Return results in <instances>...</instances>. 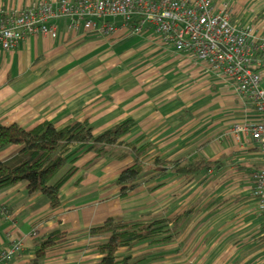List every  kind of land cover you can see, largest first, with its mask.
<instances>
[{"label": "crops", "instance_id": "1", "mask_svg": "<svg viewBox=\"0 0 264 264\" xmlns=\"http://www.w3.org/2000/svg\"><path fill=\"white\" fill-rule=\"evenodd\" d=\"M58 1L0 0V14ZM212 5L215 12L227 10L236 27L264 37V0H212ZM107 23L114 32L99 35L54 21V40L35 37L13 51H0V125L30 131L42 123L62 129L88 122L98 136L130 121L134 127L122 142L148 145L144 164L154 158L204 159L219 167L193 181L169 174L120 199L116 182L132 167L133 157L96 158L76 147L77 172L61 188L57 209L39 194L28 196L24 184L0 192V252L20 242L19 258L8 264H30L35 241L59 232L66 239L42 264H99L91 229L108 220L138 222L142 215L171 220L191 211L175 239L159 246L138 244L132 249L143 251L132 259L137 264H264V217L251 196L264 160L248 135L232 131L258 117L238 101L232 81L172 52L136 18Z\"/></svg>", "mask_w": 264, "mask_h": 264}, {"label": "built area", "instance_id": "2", "mask_svg": "<svg viewBox=\"0 0 264 264\" xmlns=\"http://www.w3.org/2000/svg\"><path fill=\"white\" fill-rule=\"evenodd\" d=\"M132 18L174 53L183 55L205 72L232 81L238 101L252 110L258 121L232 131L250 137L264 160V37L232 23L227 10L215 12L212 0H78L0 14V51L10 52L35 37L54 40L51 22H67L70 30L87 34H112L107 20ZM251 196L256 212L264 217V168L253 178ZM32 238V237H31ZM22 250L14 242L0 252V264L18 259Z\"/></svg>", "mask_w": 264, "mask_h": 264}, {"label": "trees", "instance_id": "3", "mask_svg": "<svg viewBox=\"0 0 264 264\" xmlns=\"http://www.w3.org/2000/svg\"><path fill=\"white\" fill-rule=\"evenodd\" d=\"M133 127L134 124L128 121L94 136L88 122H72L62 129L42 123L30 131L16 125H0V192L24 184L28 196L39 194L48 201L50 209H57L61 188L77 172L75 164L81 156L77 155L79 151L72 153L76 147H80L82 155L95 153L96 158L122 161L133 157L132 167L124 170L116 182L120 199L128 197L142 184L169 174L193 181L201 173L219 167V163L204 159L163 162L154 158L146 165L144 162L151 151L148 145H126L122 142ZM146 174L148 177L143 181L142 177ZM190 213L171 220L153 219L146 215L140 218L142 223L108 220L100 228L91 229L90 238L105 239L96 245L99 264L139 263L129 256L120 257L119 253L146 242L151 245L171 242L178 236ZM65 239V234L59 232L37 239L34 259L30 264H42L45 255Z\"/></svg>", "mask_w": 264, "mask_h": 264}, {"label": "rangeland", "instance_id": "4", "mask_svg": "<svg viewBox=\"0 0 264 264\" xmlns=\"http://www.w3.org/2000/svg\"><path fill=\"white\" fill-rule=\"evenodd\" d=\"M261 88H263V90H264V84L262 85ZM142 216H146V215H142ZM142 216H140V217H139V220H138V222H140V223H142V221H143V220L140 219ZM151 218H153V217H151ZM153 219H154V218H153ZM159 219H161V218H159ZM104 241H105L104 238H103V239H99V240H98V243H103ZM143 246H146V245H143ZM143 246H142V247H143ZM156 246H159V245H156ZM145 248H146V247H145ZM160 248H164V246H162V247H160ZM160 248H159V249H160ZM142 249H143V248H139V247H138V248H135V249H131V250H129V251H126L124 256H125V257H128V256H129V257L132 258V257L134 256L133 254H137V253L142 252V251H143ZM145 250H146V249H145ZM145 250H144V251H145ZM132 255H133V256H132ZM120 257H123V256H120Z\"/></svg>", "mask_w": 264, "mask_h": 264}]
</instances>
